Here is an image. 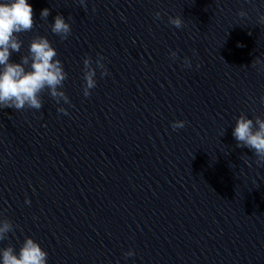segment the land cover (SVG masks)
Here are the masks:
<instances>
[{
  "label": "clouds",
  "instance_id": "9594fccd",
  "mask_svg": "<svg viewBox=\"0 0 264 264\" xmlns=\"http://www.w3.org/2000/svg\"><path fill=\"white\" fill-rule=\"evenodd\" d=\"M80 6L87 8L86 0H78ZM50 10L45 8L40 13L41 19H47ZM156 18H160L157 12ZM240 17L247 13L240 11ZM34 11L28 0H0V108H12L14 110L42 108L41 93L45 90L59 104L61 101L70 104L69 97L62 90L68 76L62 62L57 58V50L49 39L37 36L30 42L28 54L21 57L19 62H10L12 53H19L22 41L18 34L31 31L34 27ZM169 23L177 29L183 27L180 16L169 17ZM258 23L264 25V14L258 17ZM53 34L65 40L71 34V25L66 22L63 15L57 14L51 25ZM171 57L176 58L177 53L171 52ZM102 56L96 60V66L102 69L101 76L108 75L105 65L101 62ZM254 63H259L258 60ZM84 87L83 95L89 97L91 89L96 87V68L92 67V60L86 57L83 60ZM185 66L191 67V62L185 58ZM264 104V97H261ZM58 112L68 115L64 107H59ZM186 121H174L171 124L173 130L181 129ZM237 141V147L248 148L255 157L258 167H264V119L257 116L248 118L241 114L235 123L232 133ZM25 203H30L26 199ZM11 221L0 220V241L7 238L12 232ZM125 257L135 255L132 250L126 252ZM48 253L41 245L30 237H26L17 252L13 246L0 249V262L2 264H47Z\"/></svg>",
  "mask_w": 264,
  "mask_h": 264
}]
</instances>
